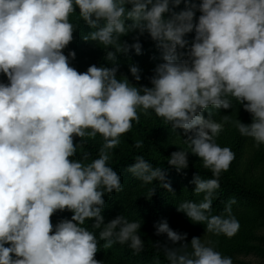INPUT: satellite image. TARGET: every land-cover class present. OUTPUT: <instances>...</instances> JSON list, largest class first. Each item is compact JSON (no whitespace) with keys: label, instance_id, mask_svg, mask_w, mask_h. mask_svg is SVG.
Here are the masks:
<instances>
[{"label":"clouds","instance_id":"obj_1","mask_svg":"<svg viewBox=\"0 0 264 264\" xmlns=\"http://www.w3.org/2000/svg\"><path fill=\"white\" fill-rule=\"evenodd\" d=\"M176 12L181 0H0V264H100L96 235L83 225L93 220L104 247L127 243L143 248L141 223L117 215L104 223L105 193L121 190L119 174L108 166L110 150L139 120L138 110H152L175 130L191 133V153L211 169L215 178L191 181L200 203L184 202L182 211L209 232L232 237L239 222L231 215H206L218 177L234 159L214 136L222 125L201 112L209 107L230 109L234 98L252 116L250 124L236 122L242 136L264 145V0H201ZM130 5L131 7H126ZM78 17L93 31L83 37L107 49L110 67L91 65L85 72L70 66L75 52L62 50L72 41ZM194 9L200 12L193 23ZM125 21L131 23L126 24ZM137 31L134 43L120 37ZM195 32L189 42L185 35ZM156 42L163 63L150 77L151 87H136L117 76V56L129 50L141 54L139 36ZM187 47V52L178 49ZM140 69L129 65L132 77ZM103 138L98 158L90 163L71 159L74 137ZM137 147L140 143L137 142ZM187 152L171 153L168 164L188 167ZM145 183L163 182L161 168L142 157L128 167ZM171 191L167 183L161 184ZM153 191V190H152ZM69 210L71 219L59 221L53 231L50 216ZM179 247H166L168 264H233L201 238L183 243L186 234L173 231L166 221L154 225ZM51 233V234H50ZM5 245H8L7 247Z\"/></svg>","mask_w":264,"mask_h":264},{"label":"rangeland","instance_id":"obj_2","mask_svg":"<svg viewBox=\"0 0 264 264\" xmlns=\"http://www.w3.org/2000/svg\"><path fill=\"white\" fill-rule=\"evenodd\" d=\"M188 3L198 6L201 0H188ZM184 8V0H181V4L173 11L179 12ZM78 14L79 9L75 8V13L72 15L78 21H82ZM199 15L198 9H194L193 23ZM125 23L131 22L125 21ZM82 24L86 25L87 34L93 31L83 21ZM137 35V31L133 30L120 39L132 44L135 42L133 37ZM194 35V31L185 35L184 39L189 42L188 46ZM151 40L147 33L139 36L141 44L150 43ZM87 42L84 59L70 63V66L81 73L91 65L110 67L111 65L105 60L107 49H104L103 45H97L95 41L87 40ZM150 46L146 45L143 48L145 51L139 55L132 56L128 54L129 52L118 54V78L124 76L136 87H151L150 77L153 75V70L158 64L163 63V60L156 46L154 49L157 50L153 52L152 58L148 57ZM188 46L178 49V52L186 54ZM129 65H136L141 70L139 81L130 74ZM7 82L6 76L0 73V83ZM229 99L232 101L230 109L209 107L201 112L205 119L210 118L222 125V130L214 136L215 143L222 148L228 147L234 153V159L228 170L221 171L218 177L219 188L212 194L211 209L206 215L226 216L225 206L230 200H234L235 202L231 204V215L239 222L238 232L232 237L217 235L207 231L206 223L204 225L193 222L185 213L177 210V207L184 202L203 201L206 193L196 194L195 185L191 182L195 174L203 180L215 177L211 169L203 166L202 159L191 153L188 140L190 132L185 133L179 128L174 130L152 110H148L147 114L138 110L139 120L132 122V128L121 135L118 146L110 150L107 164L119 174L122 187L118 192L105 193L102 197L105 206L101 214L104 223H108L117 215H123L129 222H140L138 234L143 241V248L139 252L133 251L125 255L127 248L124 244L114 243L106 248L104 247L106 241H99L94 259L100 264H168L166 247H179L180 242L173 244L167 239L166 234H156L154 225L161 221H166L173 231L186 234L183 243H189L186 249L189 253L190 241L196 237L201 238L202 243L212 246L222 256L230 257L233 264H264V145L258 147L251 138L239 133L236 128L237 120L250 124L252 116L234 98L229 97ZM73 142L77 144V150L71 159L87 164L98 158L103 138L99 134L95 138L85 137L83 140L74 137ZM137 142L140 143V147L136 146ZM179 150L187 152L188 167L177 170L169 165L168 161L171 153ZM137 157H142L154 169L161 168L165 180L145 183L129 172L128 167L135 163ZM127 159L128 163L118 166V163ZM162 183H167L171 191L164 188ZM72 215L73 213L67 209L54 212L50 216L53 231L59 221L71 219ZM92 222L94 223V219ZM123 255H125L124 263L120 260ZM127 260L129 261L126 262Z\"/></svg>","mask_w":264,"mask_h":264},{"label":"trees","instance_id":"obj_3","mask_svg":"<svg viewBox=\"0 0 264 264\" xmlns=\"http://www.w3.org/2000/svg\"><path fill=\"white\" fill-rule=\"evenodd\" d=\"M69 20L75 26V29L73 31V39L62 50V52H63V54L65 56L68 55L69 51L75 52V58L74 59H70V63H73V62H77V61H80V60L84 59V57L86 56L85 55V53H86V49L85 48H87L88 42L83 39V37L87 35L86 25H83L82 21H78L77 18H75L73 15H71L69 17ZM151 42H154V44L151 43ZM151 42L150 43L147 42V43L141 44V46H142L141 52L145 51V49H143V48L146 45H148V44L151 45L150 46V50L152 52L149 50V55H148L149 58H152L153 52H156V50H157V49H154L155 46H156V42L153 41V40H151ZM128 54H131L132 56H134L136 53L134 52V50L130 49ZM126 163H128V159L118 163V166H121V165L124 166ZM92 223H93L92 220H86L85 224L83 226L85 228H87L89 231L93 232L96 235L98 241H105V240L100 239V236H99V233H100V231H102V228L95 229V228L92 227ZM124 245H125V248H127V251L125 252V255L130 254L131 252L134 251L132 248L129 247V245L127 243H125ZM125 255H123L120 260H123V258H125ZM124 261L125 260H123V263H124ZM128 261L129 260H127L126 262H128Z\"/></svg>","mask_w":264,"mask_h":264}]
</instances>
